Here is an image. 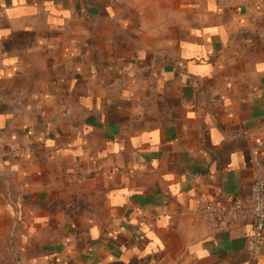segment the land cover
Listing matches in <instances>:
<instances>
[{"label": "crops", "instance_id": "0c3cea01", "mask_svg": "<svg viewBox=\"0 0 264 264\" xmlns=\"http://www.w3.org/2000/svg\"><path fill=\"white\" fill-rule=\"evenodd\" d=\"M264 169V0H0V253L264 264L204 202Z\"/></svg>", "mask_w": 264, "mask_h": 264}, {"label": "built area", "instance_id": "2783aa9c", "mask_svg": "<svg viewBox=\"0 0 264 264\" xmlns=\"http://www.w3.org/2000/svg\"><path fill=\"white\" fill-rule=\"evenodd\" d=\"M199 215L207 220L213 231H230L244 219H250L248 249L252 255L264 245V169L259 166L254 176L252 194L247 199L235 197L228 202H204Z\"/></svg>", "mask_w": 264, "mask_h": 264}, {"label": "rangeland", "instance_id": "374dc122", "mask_svg": "<svg viewBox=\"0 0 264 264\" xmlns=\"http://www.w3.org/2000/svg\"><path fill=\"white\" fill-rule=\"evenodd\" d=\"M0 264H14V262L8 255L0 253Z\"/></svg>", "mask_w": 264, "mask_h": 264}]
</instances>
